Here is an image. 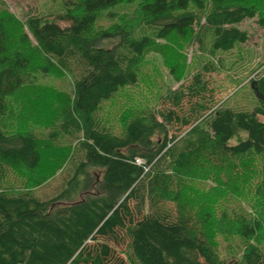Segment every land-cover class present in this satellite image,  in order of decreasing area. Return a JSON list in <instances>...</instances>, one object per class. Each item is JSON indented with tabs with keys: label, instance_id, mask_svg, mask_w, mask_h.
Segmentation results:
<instances>
[{
	"label": "trees",
	"instance_id": "16d2710c",
	"mask_svg": "<svg viewBox=\"0 0 264 264\" xmlns=\"http://www.w3.org/2000/svg\"><path fill=\"white\" fill-rule=\"evenodd\" d=\"M121 1L77 0L81 15L66 11L52 20L28 19L46 61L41 71L53 63L76 69L59 133H79L81 160L64 187L47 199L0 188V264H264V253L250 242L257 223L243 226L241 255L222 258L190 211L174 216L160 210L172 178L157 168L167 164L173 173L188 172L203 161L220 165L250 151L264 153V76L255 80L259 103L234 110L216 103L208 79L197 73L161 96L156 110L132 117L121 136L113 134L96 114L102 103L138 82L136 66L152 42L150 34L133 39L121 29L117 43L105 48L87 36L97 12ZM140 1L160 39L172 33L185 38L201 21L190 9L194 6L204 13L201 25L211 35L212 49L220 51L248 40L237 25L255 15L253 7L242 4L246 0ZM258 23L264 26V17ZM6 39L0 19V117L7 98L30 81L31 59L18 51L2 55ZM158 132L161 141L154 139ZM57 136L50 134L52 141ZM41 160L33 133H7L0 127V182L8 169L32 172ZM89 167L101 169L98 179Z\"/></svg>",
	"mask_w": 264,
	"mask_h": 264
},
{
	"label": "rangeland",
	"instance_id": "374dc122",
	"mask_svg": "<svg viewBox=\"0 0 264 264\" xmlns=\"http://www.w3.org/2000/svg\"><path fill=\"white\" fill-rule=\"evenodd\" d=\"M141 3L122 0L97 12L96 22L87 35L97 38L105 48L117 43L121 29L133 39L146 33L152 36L150 47L136 66L138 82L102 103L96 114L113 134L121 136L132 117L156 110L161 96L197 73L208 79L218 104L245 110L259 103L255 80L264 76V26L258 18L264 17V0L242 3L255 12L253 18L237 25L247 33L248 40L227 51L212 49L211 35L201 25L204 13L194 6L190 9L201 21L185 38L172 33L160 39L154 35L155 28L147 23ZM66 11L82 14L77 0H0V19L7 32L2 55L11 57L18 51L31 59L30 81L7 98V111L0 117V127L7 133H33L39 140L42 156L35 171L8 169L0 182V188L8 193L27 191L38 199L52 197L64 187L81 160L79 133H59L62 115L71 104L76 69L67 71L53 63L43 73L40 66L46 61L28 26L30 16L52 20ZM53 132L58 134L54 141L50 138ZM162 137L163 133L158 132L154 139L161 141ZM157 168L172 178L169 191L158 206L160 210L174 216L190 211L194 224L205 231L222 258L239 257L244 247L240 235L243 226L257 223L250 242L264 253V153L250 151L232 156L220 165L203 161L188 172L173 173L168 171L167 164ZM88 170L96 179L102 172L94 167ZM149 206L147 203L145 211ZM125 250L123 255L127 254Z\"/></svg>",
	"mask_w": 264,
	"mask_h": 264
},
{
	"label": "built area",
	"instance_id": "2783aa9c",
	"mask_svg": "<svg viewBox=\"0 0 264 264\" xmlns=\"http://www.w3.org/2000/svg\"><path fill=\"white\" fill-rule=\"evenodd\" d=\"M137 163H142V160L140 158H136Z\"/></svg>",
	"mask_w": 264,
	"mask_h": 264
}]
</instances>
